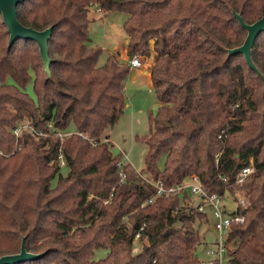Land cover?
<instances>
[{
    "label": "trees",
    "instance_id": "16d2710c",
    "mask_svg": "<svg viewBox=\"0 0 264 264\" xmlns=\"http://www.w3.org/2000/svg\"><path fill=\"white\" fill-rule=\"evenodd\" d=\"M93 5L125 13L129 59L155 53L149 73L159 107L141 138L150 181L126 166L119 183L120 156L111 154L107 130L125 108L130 66L113 53L98 65L102 49L86 43ZM234 12L252 23L264 16V0L17 4L23 25L52 26L50 64L48 73L34 41L17 39L8 47L1 21L0 256L19 252L24 239L28 252L44 254L17 264H200L196 249L208 217L188 194L141 206L158 179L170 187L194 174L209 192L245 193L244 220L231 224L225 255L229 264H264V32L252 45L253 69L243 54H228L246 36ZM30 82L36 101L25 90ZM20 122L45 135L22 128L15 136ZM251 163L253 174L238 187L237 173ZM97 248L107 254L94 260Z\"/></svg>",
    "mask_w": 264,
    "mask_h": 264
},
{
    "label": "rangeland",
    "instance_id": "374dc122",
    "mask_svg": "<svg viewBox=\"0 0 264 264\" xmlns=\"http://www.w3.org/2000/svg\"><path fill=\"white\" fill-rule=\"evenodd\" d=\"M103 12L104 11L99 9L96 5L91 6L89 9L88 18L90 21V32L88 40L86 41L88 46H100V44L105 39L103 33L104 31H108L110 25L111 31L113 30V28H115L119 30L122 35H124L121 27V22L125 19H120L117 16L122 15L124 17L125 13L119 11H116L114 13L105 12L106 16L109 15L112 17L110 20H108L107 24V22L103 21L102 16L101 18H95L99 13L103 15ZM94 18L96 20H94ZM105 18L106 17H104V19ZM1 21L2 17L0 16V24ZM119 31H117L118 35L121 36V33ZM152 54H154L155 58V53L152 52L151 55ZM106 56L107 52H102L98 60V65H102L104 63ZM150 56H139V59L141 63L148 64L147 61ZM132 77L133 72L127 75L124 80V97L126 102L125 108L116 123L108 129L110 141L112 142V146H110V152L114 157L120 156L119 160L121 161V163L130 167V169H133L136 172L145 175L144 156L146 146L141 141V138L148 134L150 127V118L154 117L157 114L159 102L152 87L144 85L143 83H141L140 79L136 81ZM25 90L30 95V97L34 101H36V96L34 94L31 82L26 85ZM69 130L71 131L73 130V128L70 126ZM163 162V159L159 161L160 167L162 166ZM61 172L65 173V170H62ZM55 182L56 179L53 180V183ZM239 193L241 192L237 189L235 190V192H226L224 201L226 210L228 212L234 210L237 207L235 198ZM226 234L227 232L225 230L219 232L214 228V219L209 213L207 221H202V225L200 227V238L202 240L200 245L196 249V255L198 259L201 262L212 260L213 256L207 255L206 252L208 250H216L218 241L220 239L224 240ZM227 246L228 248L232 247L229 244H227ZM106 254V249L97 248L94 251L93 258L94 260H98L105 257ZM220 264H229L225 254H223Z\"/></svg>",
    "mask_w": 264,
    "mask_h": 264
},
{
    "label": "built area",
    "instance_id": "2783aa9c",
    "mask_svg": "<svg viewBox=\"0 0 264 264\" xmlns=\"http://www.w3.org/2000/svg\"><path fill=\"white\" fill-rule=\"evenodd\" d=\"M128 64L130 67H139L141 66V61L139 59V56L133 55L129 60ZM46 127L48 129H51V132H54V129H52V125L50 122L46 124ZM22 128H29L33 134L36 136L45 135V133L35 128L33 125H30L29 122H21L19 125L13 129V133L15 136L19 135ZM56 135H59L61 138L64 135H67L68 133H55ZM58 163L59 167L63 168L66 165V162L61 154L58 155ZM117 167V173L119 176V183L123 182L126 177L125 173V167L121 161L116 162ZM254 172V167L251 164L243 167L236 175L235 177V184L238 187H243L247 183V181L250 179L251 175ZM145 179L147 177L140 173ZM150 181L149 179H147ZM223 181H226L225 178H223ZM153 186L155 188V194L151 197L147 198L144 203H142L141 206H143L146 203H151L155 197L159 196H169L175 192L182 191L189 195L191 202L197 209V211L205 216L208 217V214L210 213L212 218L214 219V228L219 231H226L227 233L230 230L231 224L233 222H242L244 220V215L241 213L242 210L246 209L248 206V200L241 191L239 194L236 195L235 201L237 203V207L232 211H227L225 206V195L226 192L223 194H218L216 192H209L207 187L201 182V180L194 174L189 175L183 182H181L178 185L165 187L160 179L155 181L153 183ZM108 200H105L104 203H107ZM176 211H174L175 213ZM142 229V226L140 227ZM139 236V233L137 232L134 235V241L136 242L137 238ZM227 236V234H226ZM226 239V237H225ZM224 240H219L217 243L216 250H208L206 253L207 255L213 256L212 260L201 262L200 264H211L213 261H216L218 264H220L223 254H225L228 246ZM155 260H153L154 262ZM153 264V263H152Z\"/></svg>",
    "mask_w": 264,
    "mask_h": 264
},
{
    "label": "water",
    "instance_id": "95a60500",
    "mask_svg": "<svg viewBox=\"0 0 264 264\" xmlns=\"http://www.w3.org/2000/svg\"><path fill=\"white\" fill-rule=\"evenodd\" d=\"M23 0H0V15L2 22L6 26L8 32V44H11L17 39H25L34 41L39 50L40 57L46 71L49 73L50 58L48 56L47 41L51 35L52 26L46 27L42 30L34 29L30 26H25L17 19L16 6ZM234 16L238 19L240 25L246 30V36L242 44L228 50V54L241 53L249 66L256 69L251 60V49L254 40L261 33L264 32V16H261L252 23H246L241 16L234 12ZM44 253H31L24 247V239H22L20 250L17 253L4 254L0 256V264H17L26 260L37 259Z\"/></svg>",
    "mask_w": 264,
    "mask_h": 264
},
{
    "label": "crops",
    "instance_id": "0c3cea01",
    "mask_svg": "<svg viewBox=\"0 0 264 264\" xmlns=\"http://www.w3.org/2000/svg\"><path fill=\"white\" fill-rule=\"evenodd\" d=\"M114 12H116V11H113V13ZM103 13H104L103 15H101L100 13L97 14L95 18L96 19L97 18H101V16H102L103 21L107 22V24H108V20H110L112 17L109 16V15L106 16L105 12H103ZM104 17H106V18L104 19ZM117 17H119L120 19H125L126 15L124 17L122 15L117 16ZM95 18H94V20H96ZM123 21L124 20H122V22H121L122 23V26H121L122 30H123ZM110 27H111V25L109 26L108 31H106V32L104 31L103 35L105 36V39L100 44L99 47L102 49V52L106 51L107 54L113 53V54L117 55V58L120 61L128 63L129 57L126 55V52H125V47H126V43H127L126 34H125L124 30H123V34L124 35H122V33L119 30L115 29V28H113V30L111 31ZM89 28H90V23H89V26H88V31L90 32ZM117 31H119L121 33L120 34L121 36L118 35ZM107 36H108V39H107ZM153 60H154V54H152L148 58L147 63L149 65L146 64V63H141V66H139V67H130L128 75L131 72H133V77L132 78L134 80L137 81L138 79H140L141 83H143L144 85H147L149 87H152L151 79H150V73H149V68H150V65L153 63ZM107 134H108V138L110 140V136H109L108 130H107Z\"/></svg>",
    "mask_w": 264,
    "mask_h": 264
}]
</instances>
